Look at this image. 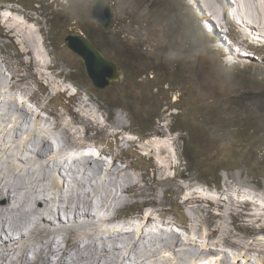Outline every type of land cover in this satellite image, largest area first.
<instances>
[{"label": "bare ground", "instance_id": "bare-ground-1", "mask_svg": "<svg viewBox=\"0 0 264 264\" xmlns=\"http://www.w3.org/2000/svg\"><path fill=\"white\" fill-rule=\"evenodd\" d=\"M258 1L231 0L223 6L232 11L233 23L241 25L242 38L255 45L264 43V6ZM196 3L212 11L208 20L215 18L223 30L218 10L208 7L212 2ZM0 17L7 35L12 34V47L20 48L18 58L17 52L7 57L9 74L0 71V264H195L206 259L211 264L215 260L253 264V256L259 252L248 255L240 247L257 252L264 245L263 239H256V232L255 238L249 236L251 229H264L263 190L245 191L244 185L231 184L210 202L207 195L193 191L194 184L182 185L177 176L170 177L181 165L166 144L169 136L161 124L165 117L156 120L151 132L132 139L128 134L133 132L121 113L111 118L108 110L110 117L104 118L105 107L96 106L93 98L73 100L63 109L52 107L46 101L61 87L52 89L58 80L52 75L45 41L41 45L23 40L17 46L18 25ZM35 86L38 91L43 86L47 90L38 107ZM69 89L61 92L71 99L79 96ZM90 132L104 135L111 145L110 154L101 149L95 153L91 150L94 145L84 144ZM171 140L177 150L178 139ZM87 147L88 152L82 153ZM107 155L111 160L103 158ZM136 158H146L147 169L138 167ZM179 202L192 215L190 232L184 236L186 231L173 230L176 224L163 214L164 204ZM209 205L220 222L206 215ZM132 208H143L140 216H128ZM230 220L238 223L236 230L242 236L232 229ZM157 224L164 227L159 229ZM207 254L211 255L202 258ZM260 258L257 261L264 263Z\"/></svg>", "mask_w": 264, "mask_h": 264}, {"label": "rangeland", "instance_id": "rangeland-1", "mask_svg": "<svg viewBox=\"0 0 264 264\" xmlns=\"http://www.w3.org/2000/svg\"><path fill=\"white\" fill-rule=\"evenodd\" d=\"M94 2L0 0V13L4 8H10L15 13L1 15L6 16L10 24L18 25L17 46L29 41H39L38 44L42 45L44 40L48 47L54 72L52 75L58 80L56 87L52 84V89L61 88L57 90L59 93L53 92L46 103L51 102L52 107L63 109L73 100L93 98L96 106L100 104L105 107L104 118L110 117L108 110L111 111V118L121 113L133 132L128 134L132 139L151 132L157 121L165 117L166 120L161 124L169 136L166 144L170 146L172 154L177 155L176 163L181 165V170L171 171L170 177L177 176L182 185L194 184L193 191L198 190L207 195L210 202L216 201V196L222 195L231 184L232 187L244 185L245 191L264 192V43L255 45L245 41L241 25H232L228 14L226 16V7L223 8L231 0H210L212 5L208 6L213 11L218 10L216 12L223 28L230 29L228 36L223 35V30L217 26L221 24L214 22L215 18L213 21L208 20L212 11H207L205 6L200 7L196 0H121L126 7L124 15L115 11L118 4L113 5L104 0L114 12L111 28L106 31L92 17ZM258 3L264 6V0ZM12 4H17V7H11ZM230 9L237 12L234 7ZM2 21L0 17V45L5 46L0 51V71L8 75L7 57H14L17 52L18 58L20 48L16 51L12 47V34L7 35L8 28ZM156 37H163L168 40V44H158ZM189 37L197 40V43H190ZM78 38L89 42L106 61L116 65L118 81L112 82L107 78L111 71L86 53ZM180 40L187 46H182ZM228 42L232 44L229 46ZM69 45L85 55L88 71L83 58ZM169 49L177 51L184 59L167 62L163 54ZM189 56L194 58L187 59ZM93 63L100 64L99 68ZM89 76L98 79L97 84L104 87L96 88ZM106 81L108 84H105ZM63 83H67L66 86ZM34 88L37 92L36 86ZM65 88H70L71 93L78 91L79 96L71 99L69 94L61 92ZM46 92L44 86L39 89V96L42 95L35 98L37 107L43 102ZM86 137L84 140L87 143L83 141L84 144L100 146L98 149L110 154L111 145L108 140H104V135L90 132ZM171 138L178 139L177 150ZM103 158L111 160L108 155ZM136 161L138 167L147 169L146 158H136ZM179 173L183 176L178 177ZM162 207L163 214L171 221H176L174 216L183 221L176 223L181 224L180 228L186 231L182 235H187L192 225L189 219L192 215L186 205L179 202L167 203ZM140 210L143 208H132L126 214L140 216ZM213 212V207L209 205L206 215L220 222ZM231 227L237 234H242L236 230L238 223H231ZM250 231L249 236L255 238L257 233L259 237L256 239L264 241V229ZM263 246L251 253L244 247L240 249L248 252V255L259 252L261 255L254 254L253 261L260 264L257 258H264ZM212 263L220 264L217 260Z\"/></svg>", "mask_w": 264, "mask_h": 264}, {"label": "water", "instance_id": "water-1", "mask_svg": "<svg viewBox=\"0 0 264 264\" xmlns=\"http://www.w3.org/2000/svg\"><path fill=\"white\" fill-rule=\"evenodd\" d=\"M94 5H95V7L92 9L93 19L96 20L101 25V28L104 31L108 30L109 28H111V25H112L113 19H114L113 9L109 5H107L104 2V0H95ZM78 39H79L78 41H80L82 43L84 49L86 50V53H89L93 58L97 59L105 68H107L108 70L111 71V75L109 76V79L113 80V81H117L118 77L116 74L117 73L116 65L112 62L106 61L104 59V57L98 51H96L89 42H87L81 38H78ZM68 47L71 50H73L74 52H76L77 54H79L83 58V60L85 62V66H86V71H88L87 70V61H86L85 55L83 53L77 51L76 49H74L70 45ZM88 60H89V56H88ZM90 78L97 88L101 89L104 87V85H102V86L98 85L99 82L97 79H95L93 77H90ZM105 84H108V81H106Z\"/></svg>", "mask_w": 264, "mask_h": 264}, {"label": "clouds", "instance_id": "clouds-1", "mask_svg": "<svg viewBox=\"0 0 264 264\" xmlns=\"http://www.w3.org/2000/svg\"><path fill=\"white\" fill-rule=\"evenodd\" d=\"M84 2L85 3H87V0H84ZM108 3H110V4H113V5H119V7H116L115 8V11L116 12H118L120 15H124L125 14V11H126V7H125V5H123L122 3H121V0H108ZM13 6H11V7H17L16 5L17 4H12ZM108 5V4H107ZM19 9H20V7H18ZM22 10V9H21ZM23 11V10H22ZM10 12H12V10H10V8L9 9H7V8H4L3 9V12H1L0 13V15L2 14V13H10ZM13 14H15L14 12H12ZM227 14H228V17L230 18V20H231V22H232V25H234L233 24V15H232V11L231 12H228V10H226V16H227ZM96 21V20H95ZM97 22V21H96ZM98 23V22H97ZM223 35L224 36H228L229 35V33H230V29L229 28H227V27H225V28H223ZM222 35V36H223ZM189 39V42L190 43H193V44H195V43H197V40H195V39H193V38H191V37H189L188 38ZM155 40H156V42L158 43V44H160V45H167L168 44V40H166V39H164L163 37H156L155 38ZM180 42V44L182 45V46H187L186 44H185V42L183 41V40H180L179 41ZM228 44L229 45H231L232 43H230V42H228ZM234 46V45H233ZM164 55V58H165V60L167 61V62H174V61H178V60H181V59H184V57H182L177 51H175V50H173V49H169L166 53H164L163 54ZM194 57L193 56H189V57H187V59H193ZM90 78V77H89ZM107 78H109V77H107ZM91 79V78H90ZM98 80V79H97ZM110 80V79H109ZM92 81V80H91ZM112 82H116V81H113V80H111ZM118 81V80H117ZM92 84L94 85V83H93V81H92ZM95 86V85H94ZM96 87V86H95ZM97 88V87H96ZM92 145H94V144H92ZM88 146V145H87ZM98 148H100V146H93V148L91 149L92 151H94L95 153L96 152H98ZM82 153H87L88 152V147L86 148V149H82V151H81ZM184 164V163H183ZM173 215V214H172ZM181 215V214H180ZM183 215V214H182ZM174 216V215H173ZM175 217V216H174ZM160 221H163L162 219H164V218H158ZM175 219H176V221H179V222H183L182 220H179L178 218H176L175 217ZM165 221V220H164ZM176 221H173V223H176ZM177 225H173L172 226V229L173 230H176L177 232H181V228H180V226H181V224H179V223H176ZM157 226H158V228L160 229V228H163L164 226H162V225H160V224H157ZM195 264H211V262L209 261V259H206V260H201V261H198V262H196ZM253 264H255L254 263V261H253Z\"/></svg>", "mask_w": 264, "mask_h": 264}]
</instances>
